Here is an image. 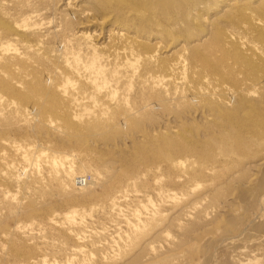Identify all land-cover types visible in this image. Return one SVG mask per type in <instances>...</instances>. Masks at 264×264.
I'll use <instances>...</instances> for the list:
<instances>
[{
    "label": "rangeland",
    "instance_id": "374dc122",
    "mask_svg": "<svg viewBox=\"0 0 264 264\" xmlns=\"http://www.w3.org/2000/svg\"><path fill=\"white\" fill-rule=\"evenodd\" d=\"M245 7L0 0V264H264V110L240 134L198 93L264 98L222 47L264 45Z\"/></svg>",
    "mask_w": 264,
    "mask_h": 264
},
{
    "label": "bare ground",
    "instance_id": "6f19581e",
    "mask_svg": "<svg viewBox=\"0 0 264 264\" xmlns=\"http://www.w3.org/2000/svg\"><path fill=\"white\" fill-rule=\"evenodd\" d=\"M67 6H69V5H67ZM238 12H240V13H238V15H239L240 18H243L244 20H249L250 19V20H252L251 22H254V31H251L248 27L246 28V25H245V27H242L241 28L243 30V32L246 34V36L247 35H251L253 37L255 34H257L256 36L258 38L255 41L262 42L264 44V10L258 12V11H255V8L253 9L251 7H249V8L245 7L244 9H240V11H238ZM81 15H83V14H81ZM248 30L250 32H248ZM117 31H118L117 32V36H118L117 38H125V36L127 35L126 33L124 34L123 32H121V30L120 31L117 30ZM217 33H218V31H217ZM222 34H223V32H222ZM82 35H85V34L82 33ZM222 36H223V38H222V42H223L222 47L224 46L225 54H226V57L225 58H229V57H232L233 56L234 58H239V59L245 60L247 63L256 61L255 62L256 63V66H253V67H255L253 69V73L256 72L258 74L255 77V79H250V81L253 83L254 86L255 85L256 86H259V85L262 84V87L261 88H264V45L263 46H259L258 45L259 43H257V45H255V47H252V46L249 47V46H247V43H246L245 40H243V38L242 39H239V41H235L234 42L233 40H235V38L231 34H225L224 33ZM82 37L85 38L84 36H82ZM218 39L220 40L219 37H218ZM87 41H89V40H87ZM143 45L144 44H141V45L135 44L134 47L136 49L138 47H143ZM87 46H89V45H87ZM218 46H220V45H218ZM218 46H217V48H218ZM222 47L220 46L219 48H222ZM90 48H92L93 50L96 49V47H90ZM226 48H229L231 50H227ZM155 52H151L150 54H148V60L147 61L149 63L157 62V57H156L157 55L155 54ZM226 60H224V61H226ZM203 61H204L202 63L203 64L202 65L203 68L208 69V70H210L213 73H219L218 72L219 69H218L217 66H215L213 63H212L213 66H210L208 64L209 61L205 62L206 60H204V59H203ZM221 61H222V59H221ZM249 66H251V64ZM175 69H178V63L173 64L170 67V71L171 72H174ZM232 73H233V71H232ZM226 75L227 74H225L224 76H226ZM257 78H259V79L261 78V79L258 80ZM206 83H208V82H206ZM222 83L224 84V82H222ZM175 84H177V85L180 84L183 87L184 82L183 81L182 82H176L175 81ZM253 85H252V87H253ZM224 87L225 86L223 85V88ZM225 88H226V93L225 94L228 96V101H225V99L224 100L218 99L217 96H216V93H213V92L212 93H209V92L203 91V92H198V93L200 95H203L202 97H204L207 100H210L212 102L211 103V109H216L219 116H223V114H226V116H228L229 118L234 119L233 122L237 121V123L239 124V127H240L239 128L240 129V132H241L240 134H244L245 132L248 133L247 131H249L252 134H258L259 133L258 132L259 131V126H260L261 122H259L260 120H256L255 119V117L253 115V113H254L253 110H256V109H259V110L260 109L261 110L263 109L264 110V98H263V96H260V97H257L256 98V96H255V93H256L255 90H254V92H251L249 90L235 91V89H233L231 87H228V86L225 87ZM62 93H64V95L67 94L66 90H62ZM256 99H258V100H256ZM69 102H72V105L75 106V107L76 106H79L78 101L76 99H72V100L70 99ZM236 135H238V134L236 133ZM232 136H233V134H232ZM20 147L21 146H18V147L15 146V148L17 150L18 149L21 150ZM22 162H24L26 164L28 161L26 160L25 157H23L22 158ZM11 169H13V168H11ZM15 170H17V169L15 168ZM23 174H24V176H26L27 175L26 174V171L20 172L19 175H18V179H20ZM85 179H82L84 181L82 183L78 182V184L79 185H82V186L88 184L89 183V180H87V179L85 180Z\"/></svg>",
    "mask_w": 264,
    "mask_h": 264
},
{
    "label": "built area",
    "instance_id": "2783aa9c",
    "mask_svg": "<svg viewBox=\"0 0 264 264\" xmlns=\"http://www.w3.org/2000/svg\"><path fill=\"white\" fill-rule=\"evenodd\" d=\"M83 181H84V180H82V179H79V180H78V182H80V183H82Z\"/></svg>",
    "mask_w": 264,
    "mask_h": 264
}]
</instances>
